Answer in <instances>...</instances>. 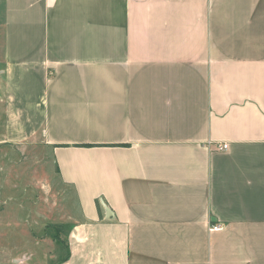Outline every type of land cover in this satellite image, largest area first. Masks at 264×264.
I'll return each mask as SVG.
<instances>
[{
  "label": "crops",
  "instance_id": "obj_1",
  "mask_svg": "<svg viewBox=\"0 0 264 264\" xmlns=\"http://www.w3.org/2000/svg\"><path fill=\"white\" fill-rule=\"evenodd\" d=\"M0 35V264L53 259L33 146L61 264H264V0H0Z\"/></svg>",
  "mask_w": 264,
  "mask_h": 264
},
{
  "label": "rangeland",
  "instance_id": "obj_2",
  "mask_svg": "<svg viewBox=\"0 0 264 264\" xmlns=\"http://www.w3.org/2000/svg\"><path fill=\"white\" fill-rule=\"evenodd\" d=\"M2 43L3 36L0 35V53ZM25 157L26 168L29 167L30 169L32 183L30 192L31 208L30 212L27 213V216L31 215L32 219L31 225L33 227V232H31V234L33 233V238L37 240L41 245L39 249H36L38 250V254H41L39 251L45 250V252H47L46 254L53 257V259L49 261V264H57L56 261L57 258L61 255V250H59V245L56 244L55 241L44 235V229L47 225L61 224L64 225L69 232V230L71 229V223L69 222L72 219V216L70 214L71 209L67 204V197L69 194H67V191H64L63 193L60 192L61 194L58 193L59 190H57L58 192L56 191L54 187L57 184L56 175L53 172L51 164H48L47 166L46 160L48 159L45 157V154L41 153L39 155L38 148L33 146L31 150H26ZM25 157L22 156V159H24ZM22 162L24 161L22 160ZM62 195L64 197L63 201L60 198V196ZM67 236L68 234L65 237L61 235V238H65V242L68 246ZM11 237L12 236H9L8 238L10 239ZM20 239H18L17 236H13L14 243L20 242L21 244H23L22 241H19ZM7 241L8 240H6V242ZM28 248L29 245H26L22 249H25V252ZM5 259L8 258L6 257ZM38 261L40 260H37V264Z\"/></svg>",
  "mask_w": 264,
  "mask_h": 264
},
{
  "label": "trees",
  "instance_id": "obj_3",
  "mask_svg": "<svg viewBox=\"0 0 264 264\" xmlns=\"http://www.w3.org/2000/svg\"><path fill=\"white\" fill-rule=\"evenodd\" d=\"M68 234V230L64 225L61 224H51L47 225L44 229V235L51 238L56 244L59 245V250H61V255L57 258L56 263L61 264L68 260L69 249L65 242V238L62 239L61 235L65 237Z\"/></svg>",
  "mask_w": 264,
  "mask_h": 264
},
{
  "label": "built area",
  "instance_id": "obj_4",
  "mask_svg": "<svg viewBox=\"0 0 264 264\" xmlns=\"http://www.w3.org/2000/svg\"><path fill=\"white\" fill-rule=\"evenodd\" d=\"M207 147L211 149V151L215 152H225L228 149V145L226 143L212 144L208 143ZM220 226H211L210 230L217 231L220 230Z\"/></svg>",
  "mask_w": 264,
  "mask_h": 264
},
{
  "label": "water",
  "instance_id": "obj_5",
  "mask_svg": "<svg viewBox=\"0 0 264 264\" xmlns=\"http://www.w3.org/2000/svg\"><path fill=\"white\" fill-rule=\"evenodd\" d=\"M105 212H106V218L108 219V218H109V214H110L111 212L109 211V209H107V207H105Z\"/></svg>",
  "mask_w": 264,
  "mask_h": 264
}]
</instances>
